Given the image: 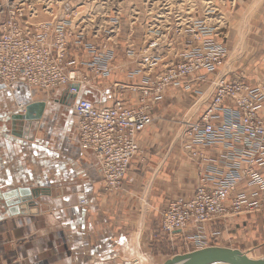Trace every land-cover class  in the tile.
<instances>
[{
	"label": "crops",
	"instance_id": "obj_1",
	"mask_svg": "<svg viewBox=\"0 0 264 264\" xmlns=\"http://www.w3.org/2000/svg\"><path fill=\"white\" fill-rule=\"evenodd\" d=\"M222 12L216 17L218 21L223 18L216 41L225 47L228 33ZM131 30L132 26L120 27V33L110 41L106 36L88 40L101 52L115 53L106 78H95L88 72L84 63L93 56L84 48L77 47L69 54L77 70L91 79L82 87V96L98 106L112 104L103 99L104 93L114 98L122 95L129 107L139 105L140 96L129 87L142 83L143 74L138 73L144 72L143 68L149 71L145 62L153 54L144 53L149 26L139 27L137 36ZM170 39L176 41L175 47L165 43L156 53L166 61L181 48L184 36L172 34ZM225 70L226 65L219 77L232 79ZM197 77L189 79V90L168 89L164 99L153 106L152 126L157 121L168 123L166 112L177 108L175 102L182 97L195 101L191 118L198 119L205 112L216 76H211L208 84ZM119 87L125 89L119 91ZM73 99L67 89L43 92L23 83L10 88L0 85V264H104L129 248L149 256L145 240L160 232L161 212L171 200L194 195L198 175L184 154L186 143L176 138L146 137L149 128L139 137L145 153L132 162L123 190L105 192L93 154L80 144ZM35 103L45 105L41 120H12ZM249 218L246 224L264 223L263 215ZM208 229L200 227L197 231ZM186 231L195 232L192 227ZM203 236L204 245H210L208 233Z\"/></svg>",
	"mask_w": 264,
	"mask_h": 264
},
{
	"label": "built area",
	"instance_id": "obj_2",
	"mask_svg": "<svg viewBox=\"0 0 264 264\" xmlns=\"http://www.w3.org/2000/svg\"><path fill=\"white\" fill-rule=\"evenodd\" d=\"M67 17L68 20L41 22L34 27L21 10L12 12L0 28V85L10 88L23 83L43 92L67 89L74 98L72 108L78 118L82 148L93 154L105 190L119 191L133 160L143 155L139 137L153 125V106L163 100L164 91L181 87L189 90L192 87L189 79L196 76L200 82L209 80V76L216 75L225 64L226 49L216 41L220 30L205 20L195 18L185 29L175 25L164 30L147 24L150 30L145 41L153 54L152 59L151 54L149 56L150 71L144 68V72L139 71L138 74H143V85L130 88L143 95L142 103L129 107L120 96L114 98L104 93L103 99L112 104L98 106L82 96V87L91 79L74 68L76 62L68 59V52L82 47L91 54L88 72L95 78L109 75L115 53L101 52L95 42L85 38L87 33L78 28L76 12ZM120 22L114 20L107 41L120 33ZM162 31H174L176 36H184L181 48H178L184 59L176 64L169 65L174 53L170 61L156 56L162 44L176 45V41L165 38ZM124 89L118 88L119 91ZM263 106L264 79L249 87L242 81L222 78L216 84L205 112L196 120L181 123V142L192 149L190 160L196 166L198 183L193 197L171 200L161 212L160 236L171 240L182 235L197 248L204 243L203 238L197 232H191L193 234L189 236L187 228L264 212V177L255 172L259 164L264 165V122L260 116ZM211 120L226 140H213L215 130ZM234 138L244 140L242 148L232 141ZM232 143L238 146V153L243 150L255 159L250 164L251 172L243 176L239 175L236 166L226 163L220 169L208 167L205 154H211L222 144L231 149ZM223 176L226 183L216 182V177ZM242 183L248 184L250 189L239 190Z\"/></svg>",
	"mask_w": 264,
	"mask_h": 264
},
{
	"label": "rangeland",
	"instance_id": "obj_3",
	"mask_svg": "<svg viewBox=\"0 0 264 264\" xmlns=\"http://www.w3.org/2000/svg\"><path fill=\"white\" fill-rule=\"evenodd\" d=\"M16 10H21L32 24L68 20L67 16L76 12L79 16L78 28L82 33L86 31L85 38L88 40L99 39L90 34L107 36L110 25L116 19L124 24L120 26L121 28L132 26L134 31L131 30V33L135 32L134 36H137L136 31L139 27L146 24L164 30L175 25L185 29L187 23L194 22L195 18L205 20L209 25H215L219 29L223 24V18L222 21H218L216 17L223 11L222 17L225 15L227 22L225 30L228 33L224 73L228 71V76L232 80H240L251 85L258 83L264 76V0H0V28ZM84 65L89 69L87 62ZM74 67L77 69L78 66ZM205 84H208V80ZM214 89H211L210 94ZM202 99L204 98L199 102ZM194 103L195 101L193 103L185 101L183 97L178 99L175 102L177 108L172 112H166L169 122L157 121L144 135L149 138L181 140V123L196 120L191 118L196 111ZM165 148L168 149V145ZM142 151L145 153L143 149ZM259 215L264 216V212L253 216ZM249 217H237L226 222L209 224L211 226H202L207 229L209 226L208 231L203 232L208 233V240L211 243L203 244L202 248L216 246L238 249L252 258L264 259V223L253 221L246 224ZM159 233L153 232L145 240V248L151 252H148L149 256H142L137 249L129 248L121 256L104 264H164L176 255L193 252L195 251L193 249H202L200 246L195 248L185 238L170 240ZM204 233L199 232L202 238ZM159 254L161 256L158 260Z\"/></svg>",
	"mask_w": 264,
	"mask_h": 264
},
{
	"label": "bare ground",
	"instance_id": "obj_4",
	"mask_svg": "<svg viewBox=\"0 0 264 264\" xmlns=\"http://www.w3.org/2000/svg\"><path fill=\"white\" fill-rule=\"evenodd\" d=\"M40 24L37 23V24H32V26L34 27H38ZM177 26V25H176ZM111 27V25H110ZM151 27H154V26H151ZM175 27V26H173ZM178 28H181V26H177ZM188 27V26H186ZM183 29V28H182ZM174 34V31H162V35L165 37V38H170V36ZM222 45V44H221ZM223 46V45H222ZM224 47V46H223ZM194 48H197L196 46H194ZM225 48V47H224ZM226 49V48H225ZM132 51V50H131ZM130 51V53H131ZM150 52V49L146 48V50L144 51L145 54L149 53ZM173 54V53H172ZM226 55H227V50H226ZM148 56V54H147ZM148 58V57H147ZM184 59L183 57V54H181L178 50L174 52V61L170 62L169 65H173V64H176L178 63L180 60ZM227 59V57H226ZM150 60L145 62V64L147 65V67L149 68V71H150ZM225 65H226V61H225V64L217 71V74L216 75H213V76H216V80L214 82V85L216 86V84L222 79V78H225L226 80L228 81H232V79H228L227 76H220L219 77V73H220V70L224 69L225 68ZM111 71H112V67H111ZM110 71V73H111ZM109 73V74H110ZM211 76H209V79H210ZM264 79V76L263 78L256 84H247V86H256L257 84H259L260 82H262ZM240 81V80H239ZM241 82V81H240ZM245 83V82H244ZM140 87L143 85V84H139ZM139 85H136V86H139ZM214 86V88H215ZM132 87H135V86H131L129 87L132 88ZM181 89L183 90V88L181 87ZM131 90V89H130ZM132 92L134 93H137L139 96H140V99H139V103H142V100L144 99L143 95L140 94L139 92L137 91H133L131 90ZM168 90H166L167 92ZM166 92L164 91V93L162 94L163 96V99L166 95ZM121 99L123 98L122 95H120ZM123 100V99H122ZM260 116L262 117L261 120L264 122V106H263V110L261 111L260 113ZM191 122V121H188V123ZM185 123V122H184ZM210 123L214 126V130H215V133L213 132V140L215 142H218L220 140H226L225 139V136L222 132H220L219 128L217 125L213 124V120L210 121ZM232 141H236L240 144L241 148L242 146L244 145V140L242 139H237V138H234ZM185 143V142H183ZM233 144V147L231 149H227L225 148L224 144L220 145L218 148H215L214 151L209 154H205L206 158L209 160L208 162V167L210 168H217V169H220L221 168V165L222 164H227L228 166H236L238 168V173L239 175L243 176L249 172H251V166L250 164L252 162H255V159L254 157L252 156L251 153H245L243 152V150H241L240 153H238V146H236L235 143H232ZM191 148H187V146L184 147V154L186 156V158L188 160H190V153H191ZM134 161V160H133ZM191 161V160H190ZM192 162V161H191ZM259 164V163H258ZM259 167L256 168L257 170L255 171L256 173H258L259 175H261L262 177H264V165L261 167L260 164L258 165ZM198 175V174H197ZM127 177V176H126ZM126 179V178H125ZM197 180H198V177H197ZM125 181V180H124ZM226 177L223 176V177H216V182L220 183V184H224L226 183ZM124 183V182H123ZM250 189V187L248 186V184L246 183H242V184H239V190H244V189ZM122 190H123V187H122ZM122 190H119V191H106L105 188H104V191L107 192V193H113V192H120ZM234 219V218H232ZM206 225H209V224H203V225H199V226H191L195 232H197L199 234V232L197 230H199L200 227L202 226H206ZM190 228V227H189ZM188 229V228H187ZM204 244V243H203ZM202 244V245H203ZM195 247V246H194ZM202 248V246H200ZM208 248V247H206ZM202 249H205V248H202ZM202 249H199L198 250H202ZM195 251H198L197 249H193ZM194 252V251H193ZM191 253V252H189ZM187 254V253H186ZM184 255V254H183ZM248 256L250 258H252L249 254ZM173 258V257H172ZM254 260H259V259H256V258H252ZM166 263V262H165Z\"/></svg>",
	"mask_w": 264,
	"mask_h": 264
},
{
	"label": "water",
	"instance_id": "obj_5",
	"mask_svg": "<svg viewBox=\"0 0 264 264\" xmlns=\"http://www.w3.org/2000/svg\"><path fill=\"white\" fill-rule=\"evenodd\" d=\"M44 108L45 105L41 103L30 104L24 114L14 116L12 120L39 121L42 119ZM164 264H264V259L254 260L238 249L215 246L176 255Z\"/></svg>",
	"mask_w": 264,
	"mask_h": 264
}]
</instances>
